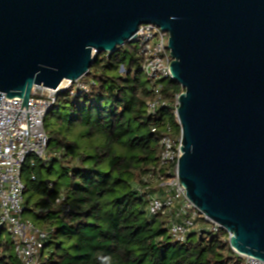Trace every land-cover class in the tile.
Here are the masks:
<instances>
[{
	"label": "water",
	"instance_id": "95a60500",
	"mask_svg": "<svg viewBox=\"0 0 264 264\" xmlns=\"http://www.w3.org/2000/svg\"><path fill=\"white\" fill-rule=\"evenodd\" d=\"M169 33L186 198L264 261V0H0V102L87 76L139 27Z\"/></svg>",
	"mask_w": 264,
	"mask_h": 264
},
{
	"label": "trees",
	"instance_id": "16d2710c",
	"mask_svg": "<svg viewBox=\"0 0 264 264\" xmlns=\"http://www.w3.org/2000/svg\"><path fill=\"white\" fill-rule=\"evenodd\" d=\"M87 76L96 83L89 92H60L45 120L51 162L29 156L22 170L24 218L49 233L40 264H244L224 230L173 241L167 219H150L137 189L155 193L160 139L182 135L181 85L160 81L164 105L149 114L156 95L133 42L98 53ZM56 165L61 172L53 179ZM0 264H22L5 228Z\"/></svg>",
	"mask_w": 264,
	"mask_h": 264
},
{
	"label": "built area",
	"instance_id": "2783aa9c",
	"mask_svg": "<svg viewBox=\"0 0 264 264\" xmlns=\"http://www.w3.org/2000/svg\"><path fill=\"white\" fill-rule=\"evenodd\" d=\"M168 40L169 33L153 24L140 26L133 40L141 57L142 72L156 95L147 104L148 113L151 115L156 114L164 105L160 81L173 79L171 64L174 59L168 48ZM95 84L94 80L86 81L83 77L76 82L69 81L67 86L57 90L35 87L27 105L18 97L8 98L3 95L1 98L0 230H7L15 254L22 264H40L42 251L49 239L48 232L42 231L32 221L24 218V164L29 156H36L44 163L51 162L52 156L48 151L50 139L44 124L57 102L58 94L70 88L72 95L88 93ZM176 107L178 108V98ZM181 144L182 135L178 139L169 134L161 137L158 175L154 180L156 191L149 193L150 187L137 189L146 195L148 217L166 218L171 239L186 244L194 236L199 239L203 235L219 234L224 229L205 217L186 198V187L179 182ZM224 231L225 239L230 241L232 234ZM236 253L244 259V264H264V261L255 257Z\"/></svg>",
	"mask_w": 264,
	"mask_h": 264
},
{
	"label": "rangeland",
	"instance_id": "374dc122",
	"mask_svg": "<svg viewBox=\"0 0 264 264\" xmlns=\"http://www.w3.org/2000/svg\"><path fill=\"white\" fill-rule=\"evenodd\" d=\"M134 43V45L137 47V44L135 43V42H133ZM144 77H145V79H146V76L144 75ZM86 79H88V76L87 77H85ZM61 172V166L60 165H56L55 166V168H54V171H53V176H52V178L53 179H55V178H57L58 176H59V173ZM62 182H64V183H67L68 182V179L66 178V177H64L63 179H62ZM154 185H156V184H154ZM153 185V186H154ZM27 197H28V194H27Z\"/></svg>",
	"mask_w": 264,
	"mask_h": 264
},
{
	"label": "bare ground",
	"instance_id": "6f19581e",
	"mask_svg": "<svg viewBox=\"0 0 264 264\" xmlns=\"http://www.w3.org/2000/svg\"><path fill=\"white\" fill-rule=\"evenodd\" d=\"M69 84V81H64L62 83V85L60 86V88H64L65 86H67Z\"/></svg>",
	"mask_w": 264,
	"mask_h": 264
}]
</instances>
